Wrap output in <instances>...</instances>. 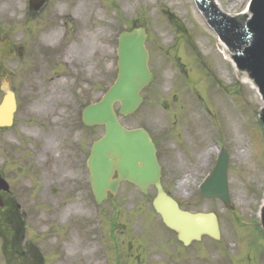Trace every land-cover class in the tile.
Instances as JSON below:
<instances>
[{
	"label": "rangeland",
	"instance_id": "374dc122",
	"mask_svg": "<svg viewBox=\"0 0 264 264\" xmlns=\"http://www.w3.org/2000/svg\"><path fill=\"white\" fill-rule=\"evenodd\" d=\"M218 2L235 14L249 0ZM141 24L149 36L155 81L141 91L139 108L121 122L156 137L167 191L191 210L215 212L218 241L203 237L189 248L177 242L153 211L154 187L143 197L137 187L122 183L115 201L110 196L98 205L84 183L85 159L104 127H83L80 114L103 91L87 69L81 77L67 72L64 48L56 52L52 47L72 34L79 40L82 35L102 39L106 46L95 76L111 83L117 73V36ZM90 27L97 29L90 32ZM8 30L14 44L24 45L26 59L6 60L18 111L14 125L0 129V172L17 195L24 238L37 243L45 264H264V232L257 221L264 197L263 102L226 58L194 0H48L33 17L28 0H0V36ZM45 48L58 54L47 57ZM217 147L230 155L233 208L200 193L214 169ZM96 212L99 235L89 239L84 217ZM56 227L68 237L63 249ZM58 246L65 257L59 258ZM1 249L0 238V264H5Z\"/></svg>",
	"mask_w": 264,
	"mask_h": 264
},
{
	"label": "water",
	"instance_id": "95a60500",
	"mask_svg": "<svg viewBox=\"0 0 264 264\" xmlns=\"http://www.w3.org/2000/svg\"><path fill=\"white\" fill-rule=\"evenodd\" d=\"M44 2L45 0H30V6L37 10ZM196 2L227 45L238 70L253 81L264 100V0H251L247 12L235 16L215 10L214 0ZM146 37L143 28L120 34L118 77L103 99L87 106L83 113L86 125L105 126L104 136L93 143L89 157L94 194L101 201L108 191L116 193L122 180L135 183L144 192H147L148 185L154 184L157 196L153 205L165 224L178 232L180 240L187 245L194 239H201L203 234L218 239L220 230L214 213L182 210L164 191L160 183L161 168L156 148L148 132L143 128L129 130L119 122L118 113H133L143 101L140 91L153 80L144 45ZM2 54H13L10 42H3V48L0 49V77H6L8 69L1 59ZM2 89L5 95L0 104V126H9L12 124L16 101L8 83L4 82ZM116 102H120L118 113L114 109ZM260 119L264 124V107L261 109ZM227 167L228 156L222 154L213 174L203 185L202 193L207 197L218 196L230 204ZM115 171L118 176L113 178ZM260 221L264 229V204Z\"/></svg>",
	"mask_w": 264,
	"mask_h": 264
},
{
	"label": "flooded vegetation",
	"instance_id": "af4514ba",
	"mask_svg": "<svg viewBox=\"0 0 264 264\" xmlns=\"http://www.w3.org/2000/svg\"><path fill=\"white\" fill-rule=\"evenodd\" d=\"M96 29L97 27H90L89 31L93 32ZM77 38H78L77 34H72L65 41L63 45H57L52 48L56 49V52H59L62 50V48H64L65 54L63 55L62 59L64 60L66 66L68 67L67 72L70 71L71 73L78 72L79 76L81 77L83 70L87 69L88 71L86 74H92L93 75L92 79L95 81V83L100 84V82L97 81L95 73L98 72V70H100L101 68V62H102L101 51L103 47L106 46V42H104L102 39L93 37V35L90 36L82 35L81 40ZM53 49H52V55L58 54ZM75 53L76 55H74ZM19 59L21 61L22 60L24 61V56L19 55ZM91 81L92 80H89L88 82L91 83ZM91 86H93V84H91ZM1 176H4V173H0V177ZM0 197L2 198L4 203V206L0 209V219L2 218L8 220L10 217V213H12L15 210V208L17 209L20 208V206L16 203L17 195L15 194L14 190L5 191L3 189H0ZM76 197H82V196H76ZM83 211L85 212L84 208ZM84 221H86L85 217H84ZM58 235L59 237L62 236L59 246L60 248L63 249L62 241L64 240V238L67 239L68 237L67 236L64 237L61 231H59ZM56 253L59 254V258L65 257V254L61 252L59 248ZM23 254H26L25 251L23 252ZM66 264H69V262Z\"/></svg>",
	"mask_w": 264,
	"mask_h": 264
},
{
	"label": "bare ground",
	"instance_id": "6f19581e",
	"mask_svg": "<svg viewBox=\"0 0 264 264\" xmlns=\"http://www.w3.org/2000/svg\"><path fill=\"white\" fill-rule=\"evenodd\" d=\"M235 151H238V147H236V150ZM243 152V150L242 149H240V153H242ZM185 182V180H183L180 184H183Z\"/></svg>",
	"mask_w": 264,
	"mask_h": 264
}]
</instances>
